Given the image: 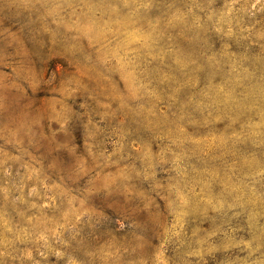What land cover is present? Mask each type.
I'll use <instances>...</instances> for the list:
<instances>
[{
  "label": "clouds",
  "instance_id": "1",
  "mask_svg": "<svg viewBox=\"0 0 264 264\" xmlns=\"http://www.w3.org/2000/svg\"><path fill=\"white\" fill-rule=\"evenodd\" d=\"M214 2L191 0L186 5V15L195 16L197 26L216 33L222 43L226 37L245 41L253 37L264 39V0H224L219 9ZM14 6L29 10L27 19L16 23L30 47L21 46L7 58H0V152L5 158H9L4 151L7 147L29 156L30 148L39 152L42 158L52 161L49 167L61 181L74 185L83 200L90 197L97 200L101 211L119 206V198L123 197L125 204L139 201L145 207L151 205L161 218L174 209L191 216L187 231L164 228L157 236L152 254L141 264H169V261L193 264L188 257H195V264H208L209 260L212 264H264V223L259 221L264 217V193L259 198L253 194L241 203L220 170L201 169L197 180L200 191L189 196L193 192L190 173L196 169L187 162L186 155L177 153L175 149L179 146L174 141L164 143L166 137L157 133L146 141L125 139L120 125L124 117L135 111L130 104L137 98L125 85L120 90V102L113 107L115 90L107 77H116L119 69L96 58V49L87 34L79 28L75 32L68 30L69 22L76 27L72 20L76 8L85 5L73 6L68 0H0V11ZM66 8L72 9L66 13L67 21L56 13L57 9ZM111 8L109 5L105 11ZM193 9L200 15H195ZM54 14L58 18L46 20ZM37 22L39 31L49 34L50 41L48 37L34 41ZM52 56L61 65L58 71L51 68ZM221 104L198 107L196 118L214 126L217 120L238 119L259 104L264 124V92L249 93L239 96L238 102ZM153 143L157 144L155 152L149 150ZM253 144L260 151V159L251 152L241 166L250 169L244 176L252 177L254 182L257 177L264 178V139ZM180 160L184 161L183 166ZM38 173L39 169L31 171L24 183L38 178ZM24 183L10 202L11 213L19 218L16 222L9 213L8 190L4 189L0 264L26 261L38 264L32 260L33 251L40 253L41 248L50 249L53 244L67 248L69 241L75 240L74 233L69 234L68 240L62 239L61 233L42 229L35 222L38 220L35 214L26 215L30 209L39 210L42 206L28 199L39 196L36 187L24 193ZM39 186L47 187L42 180ZM181 194L188 199H181ZM222 210L225 216L228 210L233 211L227 220L221 218L220 223L208 215L209 211ZM206 220L212 221L207 229ZM117 223L124 227L122 222ZM225 223L227 229L222 227ZM55 255L59 258L64 252ZM69 264L75 261L69 258Z\"/></svg>",
  "mask_w": 264,
  "mask_h": 264
},
{
  "label": "rangeland",
  "instance_id": "2",
  "mask_svg": "<svg viewBox=\"0 0 264 264\" xmlns=\"http://www.w3.org/2000/svg\"><path fill=\"white\" fill-rule=\"evenodd\" d=\"M68 2L73 6L85 5L76 8V14L72 16L76 27L69 22L68 30L75 32L79 28L87 34L96 49V58L102 64L119 69L116 77H107L115 90L113 107L120 102V90L125 85L137 98L130 104L135 111L124 117L120 125L125 139L146 141L157 133L166 137L164 143L174 141L179 146L175 149L177 153L186 155L187 162L196 169L190 173L193 192L189 196L200 191L197 185L199 173L201 169H207L220 170L239 202L243 203L253 194L259 198L264 193V178L257 177L253 182L252 177L244 176L250 169L241 166L251 152L260 159V151L253 144V141L264 139L259 104L238 119L217 120L214 126L198 120L196 110L206 104L222 106V101L238 102L239 96L264 92V39L253 37L251 41H245L226 37L222 43L216 33L197 26L195 16L186 15V5L191 0ZM223 2L215 0L214 7L221 8ZM109 5L112 8L105 11ZM71 12L72 9L67 8L56 10L66 21V13ZM193 13L200 15L196 9ZM28 15L29 10L16 6L6 12L0 11V58H7L21 46L30 47L16 23L24 21ZM54 18L58 16L54 14L46 20ZM207 27L211 28V25ZM36 29L34 41L41 42L45 37L50 41L49 34L39 31V22ZM57 59L55 56L50 58L51 68L56 71L61 67ZM149 150L155 152L157 144H150ZM4 151L9 158L0 152V210L6 206L4 189L7 188L9 213L13 222L19 219L11 213L10 202L18 194L24 178L39 169L38 178L27 180L23 191L27 193L35 186L39 196L28 199L42 207L39 210L32 208L26 215L35 214L38 217L35 222L42 229L55 230L62 234V239L68 240L70 233L75 234V240L69 241L67 248L53 244L50 249H40L44 255L33 251L32 260L38 264H69V258L75 264H141L152 254L157 246V236L164 228L188 230L191 216L184 215L181 209H174L170 215L161 218L151 205L145 207L139 201L125 204L124 198L120 197L119 206L101 211L97 200L91 197L83 200L74 185L61 181L56 171L49 167L52 161L42 158L39 152L30 148L29 156L14 147ZM179 162L183 166L184 161ZM234 172L237 175H233ZM41 180L46 188L39 186ZM216 190L214 187L213 192ZM180 198L188 199L183 194ZM233 210H228L227 216ZM208 215L216 217V223H220L221 218L227 220L224 210L219 213L209 211ZM117 221L124 227L121 228ZM259 221L264 223V217ZM211 223L206 220L204 227L207 229ZM222 227L227 229L228 224ZM56 252H64V255L58 258ZM187 259L195 264V257ZM25 264H32V261Z\"/></svg>",
  "mask_w": 264,
  "mask_h": 264
}]
</instances>
